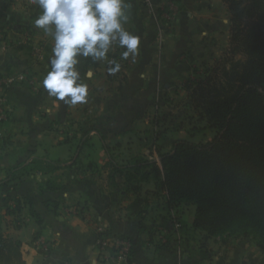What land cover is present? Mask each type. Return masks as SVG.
Instances as JSON below:
<instances>
[{
  "label": "crops",
  "instance_id": "crops-1",
  "mask_svg": "<svg viewBox=\"0 0 264 264\" xmlns=\"http://www.w3.org/2000/svg\"><path fill=\"white\" fill-rule=\"evenodd\" d=\"M179 2L173 31L158 52L155 23L143 1L126 0L130 8L124 27L141 38L140 54L133 63L131 58L120 59L122 49L110 53L109 58L121 64L115 75L108 74L107 64L82 59L78 65L82 77L89 68L94 72L91 80H84L88 102L69 106L50 97L41 84L49 70L52 39L32 24L39 9L28 0H0V71L26 67L33 71L38 87L34 92L14 85L8 91V117L0 125V180L13 166L35 157L61 165L53 174L35 173L0 187V231L21 242L26 264L264 263L251 237H206L193 228L189 204L168 210L163 198L146 193L153 190L152 183L142 184L140 192L147 198L146 210L129 213L134 195L108 163L110 154L119 165H128L134 156L157 160L156 146L169 151L177 139L195 141L199 124L207 126L196 117L185 83L194 78L196 66L213 62L227 50L229 14L221 0ZM31 43L43 46L42 62L31 59ZM66 173L76 181L40 192L51 177L66 182ZM21 196L32 199L40 224L24 205L17 215L5 214V206L13 207V200ZM55 200L59 205L54 210ZM75 205L84 207V216L71 210ZM95 222L131 240L128 263L99 254ZM38 237L52 244L47 255L39 252Z\"/></svg>",
  "mask_w": 264,
  "mask_h": 264
},
{
  "label": "trees",
  "instance_id": "trees-1",
  "mask_svg": "<svg viewBox=\"0 0 264 264\" xmlns=\"http://www.w3.org/2000/svg\"><path fill=\"white\" fill-rule=\"evenodd\" d=\"M221 1L229 14L228 48L185 83L196 117L213 131L211 139H177L169 151L155 147L157 160L134 156L128 165L114 162L105 149L111 172L134 195L129 213L146 210L148 201L140 192L142 184L152 183L146 193L163 198L168 210L194 205L192 226L206 237H251L264 256V0ZM60 168L59 162L35 157L9 169L0 187ZM58 178L48 179L40 192L76 181L69 173L66 182ZM13 201L5 214L17 215L24 205L37 224L42 222L30 197ZM52 203L55 210L59 201ZM76 206L84 216V207ZM21 246L0 231V264H26Z\"/></svg>",
  "mask_w": 264,
  "mask_h": 264
},
{
  "label": "clouds",
  "instance_id": "clouds-1",
  "mask_svg": "<svg viewBox=\"0 0 264 264\" xmlns=\"http://www.w3.org/2000/svg\"><path fill=\"white\" fill-rule=\"evenodd\" d=\"M39 9L32 20L38 30L52 39L49 70L41 81L50 97L76 106L88 102L94 72L83 73L78 68L82 59L93 64H107L109 75H115L121 64L110 53L122 49L121 60L134 63L140 54L141 38L124 25L129 20L130 5L126 0H28Z\"/></svg>",
  "mask_w": 264,
  "mask_h": 264
},
{
  "label": "built area",
  "instance_id": "built-area-1",
  "mask_svg": "<svg viewBox=\"0 0 264 264\" xmlns=\"http://www.w3.org/2000/svg\"><path fill=\"white\" fill-rule=\"evenodd\" d=\"M142 1L146 12L155 23V45L158 52H160L166 37L173 31L175 21L180 14L181 4L179 0ZM21 41V39L16 40L18 44L23 43V41ZM29 55L33 61L42 62L45 58V50L40 43H31ZM14 85L25 86L34 92L38 90L37 79L33 71L28 68L0 71V125L8 117V109L6 107L7 95L9 89ZM71 210L75 214L81 215V207H72ZM92 228L96 235V249L100 255L107 254L109 257H116L128 263L132 256L133 249L132 242L128 237L113 233L101 222H95ZM35 243L46 255L50 253V250L53 248L50 242L40 237L35 239Z\"/></svg>",
  "mask_w": 264,
  "mask_h": 264
},
{
  "label": "rangeland",
  "instance_id": "rangeland-1",
  "mask_svg": "<svg viewBox=\"0 0 264 264\" xmlns=\"http://www.w3.org/2000/svg\"><path fill=\"white\" fill-rule=\"evenodd\" d=\"M221 56V55H220ZM219 56V57H220ZM218 57V58H219ZM217 59V58H216ZM212 63V61L211 62H209V64H211ZM205 67H206V64H201L200 66H196V68H197V70L198 71H204V69H205ZM196 74H195V72H194V76H195ZM200 123H204V122H200ZM200 126H198V128L200 129V131H199V134L194 138V140L195 141H201V142H204V141H207V140H209L211 137H212V135H213V131H210L209 129H207L208 128V126H206V124H199ZM207 127V128H206ZM209 130V131H208ZM207 139V140H206ZM0 196H1V194H0ZM14 204V203H13ZM189 206L192 208V210L194 211V205H192V204H189ZM2 208H1V206H0V210H1Z\"/></svg>",
  "mask_w": 264,
  "mask_h": 264
}]
</instances>
